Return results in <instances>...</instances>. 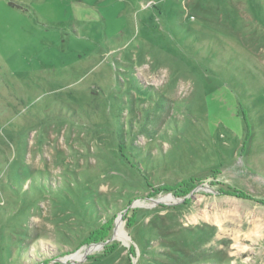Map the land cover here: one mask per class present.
Listing matches in <instances>:
<instances>
[{
  "label": "rangeland",
  "instance_id": "obj_1",
  "mask_svg": "<svg viewBox=\"0 0 264 264\" xmlns=\"http://www.w3.org/2000/svg\"><path fill=\"white\" fill-rule=\"evenodd\" d=\"M0 264H264V0H0Z\"/></svg>",
  "mask_w": 264,
  "mask_h": 264
},
{
  "label": "trees",
  "instance_id": "obj_2",
  "mask_svg": "<svg viewBox=\"0 0 264 264\" xmlns=\"http://www.w3.org/2000/svg\"><path fill=\"white\" fill-rule=\"evenodd\" d=\"M249 137H250V132L248 131L247 139H249ZM233 191H234V192L229 191V193H234V194H236V195H238V196H240V197L243 196L244 198L249 197V195H248L247 193H245L243 190H240V189H234ZM227 193H228V192H227Z\"/></svg>",
  "mask_w": 264,
  "mask_h": 264
},
{
  "label": "bare ground",
  "instance_id": "obj_3",
  "mask_svg": "<svg viewBox=\"0 0 264 264\" xmlns=\"http://www.w3.org/2000/svg\"><path fill=\"white\" fill-rule=\"evenodd\" d=\"M118 235H120L121 237H123V235H124V231L122 230V225H119Z\"/></svg>",
  "mask_w": 264,
  "mask_h": 264
}]
</instances>
